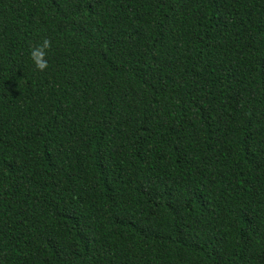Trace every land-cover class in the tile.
Here are the masks:
<instances>
[{
  "label": "trees",
  "instance_id": "trees-1",
  "mask_svg": "<svg viewBox=\"0 0 264 264\" xmlns=\"http://www.w3.org/2000/svg\"><path fill=\"white\" fill-rule=\"evenodd\" d=\"M0 264H264V0H0Z\"/></svg>",
  "mask_w": 264,
  "mask_h": 264
},
{
  "label": "clouds",
  "instance_id": "clouds-1",
  "mask_svg": "<svg viewBox=\"0 0 264 264\" xmlns=\"http://www.w3.org/2000/svg\"><path fill=\"white\" fill-rule=\"evenodd\" d=\"M50 47V40L43 37L40 42L29 50V57L36 69L44 70L48 66L46 57V50Z\"/></svg>",
  "mask_w": 264,
  "mask_h": 264
}]
</instances>
